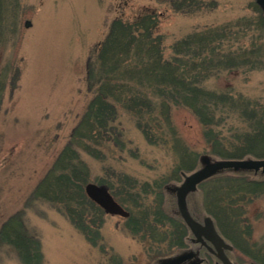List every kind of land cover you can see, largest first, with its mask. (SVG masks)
I'll use <instances>...</instances> for the list:
<instances>
[{"label": "trees", "instance_id": "trees-1", "mask_svg": "<svg viewBox=\"0 0 264 264\" xmlns=\"http://www.w3.org/2000/svg\"><path fill=\"white\" fill-rule=\"evenodd\" d=\"M162 2L186 16L218 5L216 0ZM248 9L232 21L194 28L169 45L168 55L159 33L162 11L145 8L131 19L114 17L87 57L85 85L91 98L52 167L35 186V199L49 203L95 246L101 241L104 212L86 196L84 186L90 181L105 185L129 213L124 229L141 245L149 264L187 250L192 235L167 185L194 169L200 153L211 159H264V104L229 85L207 86L222 74L264 69V17L255 0ZM176 107L189 110L200 124L201 152L175 139L177 161L159 177L139 180L109 164L103 165L101 175L91 176L82 154L103 162L107 151H123L127 145L117 121L119 111L130 115L146 143L165 146ZM192 196L199 200L193 202ZM260 196L264 173L227 169L199 184L188 195L187 206L195 218L197 213L211 217L220 235L229 239L232 233L243 236L246 207ZM17 222L5 223L0 241L17 250L21 264H40L39 240L27 236Z\"/></svg>", "mask_w": 264, "mask_h": 264}, {"label": "rangeland", "instance_id": "rangeland-1", "mask_svg": "<svg viewBox=\"0 0 264 264\" xmlns=\"http://www.w3.org/2000/svg\"><path fill=\"white\" fill-rule=\"evenodd\" d=\"M162 1L0 0V230L10 220L22 222L24 233L39 240L40 264H149L141 245L126 233L124 218L104 215L101 241L92 246L65 216L35 199L33 191L91 98L85 85L87 57L114 17L131 19L145 8L162 11L159 33L168 55L169 45L194 28L249 13L252 0H216L215 10L192 16L173 13ZM227 85L264 104V69L222 74L207 82L211 88ZM117 121L127 145L123 151H107L103 162L82 154L91 176L101 175L103 165L109 164L139 180H152L174 167L178 158L175 139L197 152L203 148L200 124L183 107L171 111L173 129L165 146L146 143L123 110ZM204 158L200 153L194 169ZM182 176L167 185L174 204V190ZM192 197L193 202L199 200ZM196 216L201 220L204 214ZM243 217V236L223 237L232 248L228 255L234 264H264V196L249 201ZM195 249L189 243L187 251ZM16 251L0 241V264H21ZM207 253L200 251L202 264L214 263L215 257Z\"/></svg>", "mask_w": 264, "mask_h": 264}, {"label": "water", "instance_id": "water-1", "mask_svg": "<svg viewBox=\"0 0 264 264\" xmlns=\"http://www.w3.org/2000/svg\"><path fill=\"white\" fill-rule=\"evenodd\" d=\"M255 3L261 10L262 16L264 17V0H255ZM29 24V21L25 22V26H28ZM227 169H232L235 171L240 169L254 171L262 170L264 172V159L204 158V162L201 163L197 169H194L188 174H183V179L179 185L175 187L174 192L177 212L193 235L194 240L204 245L217 257L221 264H234L226 254V251L231 250V245L225 242V240L219 235L212 219L208 216H204L201 221L196 220L190 214L186 203L187 195L195 191L197 185L217 174L218 172ZM84 192L90 200L96 203L104 211V213L112 216H128V212L114 200L105 185L87 183L84 186ZM190 257L195 258L190 264L201 263V259L196 256V253L190 251L163 260L160 262V264H175Z\"/></svg>", "mask_w": 264, "mask_h": 264}, {"label": "flooded vegetation", "instance_id": "flooded-vegetation-1", "mask_svg": "<svg viewBox=\"0 0 264 264\" xmlns=\"http://www.w3.org/2000/svg\"><path fill=\"white\" fill-rule=\"evenodd\" d=\"M190 243L193 244L194 246L196 245V249L194 251L197 252V253L195 252L196 256L197 255L199 256V252L202 249H204L205 247L203 245H201L200 243L195 242V240H193V239L190 241ZM212 255H214V254H212ZM194 259H195L194 257H190V258L185 259L184 261H181V262L175 263V264H190L194 261Z\"/></svg>", "mask_w": 264, "mask_h": 264}]
</instances>
